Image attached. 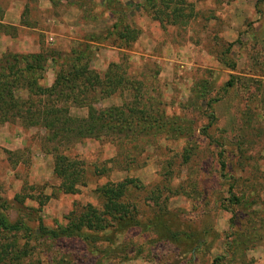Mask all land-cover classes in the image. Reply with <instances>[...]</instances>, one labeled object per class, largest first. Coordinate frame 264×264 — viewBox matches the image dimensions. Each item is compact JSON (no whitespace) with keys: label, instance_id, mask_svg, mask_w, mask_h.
<instances>
[{"label":"rangeland","instance_id":"374dc122","mask_svg":"<svg viewBox=\"0 0 264 264\" xmlns=\"http://www.w3.org/2000/svg\"><path fill=\"white\" fill-rule=\"evenodd\" d=\"M15 5L37 30L0 22V42L33 32L40 47L0 54L9 264H264V0H0V17ZM56 81L62 93L44 91ZM84 98L119 107L120 131L62 143L14 115L57 99L87 117ZM59 152L85 169L77 192L61 187ZM89 205L103 230L79 221Z\"/></svg>","mask_w":264,"mask_h":264},{"label":"trees","instance_id":"16d2710c","mask_svg":"<svg viewBox=\"0 0 264 264\" xmlns=\"http://www.w3.org/2000/svg\"><path fill=\"white\" fill-rule=\"evenodd\" d=\"M45 58L43 54H20V55H14L6 58V64L1 66L2 70H5L6 67H8L9 71L13 68V64L15 62H18L20 59H34L36 61H39L41 59ZM4 63V62H3ZM34 64L27 63L26 68L32 69L34 68ZM4 75V74H2ZM75 85V84H74ZM60 86L59 81H56V83L49 89L44 90L45 92L49 94H53L54 92L58 91V87ZM56 90V91H54ZM59 93H62V88H59ZM101 90L99 91V93ZM57 100V99H56ZM52 100L51 103L44 102V104L41 106V108H38L34 111L27 110V115H24L21 107H19L14 115L17 116V119L20 120V123L24 126H30V125H39L42 124L44 127L49 129V131L52 132V136L55 138L60 136V141L62 143H71L73 140H83L86 137H100L101 134L105 131L107 133L112 131H120L121 129V122L118 118V111L120 110L119 107H113L111 109L102 110L99 108H94L91 106V104H88L84 101L82 102L85 106L87 105L89 107L88 115L87 117L77 118L72 115H70V108L67 104L59 105L57 104V101ZM109 110V111H108ZM114 112L115 114H108ZM36 113L41 114L45 116L43 119L44 121H38L35 120L32 116ZM123 113V112H122ZM52 116V117H49ZM33 118V119H32ZM1 121V120H0ZM220 158V168L223 171L222 175H224V170L226 169V162L223 160V153H219ZM54 171L55 173L62 179L61 181V187L65 192H77L79 189V184L82 183L83 178L85 177V169L83 168L81 162L77 159L71 158L67 154L63 153H55L54 155ZM125 182H121L118 185H123ZM112 191L119 190V187L111 188ZM235 200H238L236 196ZM105 215V214H103ZM111 216L115 217L116 220L124 219L126 218L125 214H118L117 212L112 213ZM8 220L6 218L0 219V227H2L4 230L8 232V230H16L18 229V226L15 224H9L7 222ZM79 221L81 223H84V229H88L90 231H101L105 227L103 226L105 219L100 218L99 211L97 208L93 205H89L87 208V212L84 213L80 218ZM85 221V222H84ZM117 222V221H116ZM115 224V223H114ZM83 229V228H82ZM75 231V228L73 227L70 229L69 227L62 228L59 232L56 230H47L43 229V234H48L49 237H59L61 234L66 233V235H72V233ZM81 232V231H80ZM79 232V233H80ZM78 235H83V233H80ZM85 238H88L89 235L85 234ZM1 241V239H0ZM19 251V250H18ZM16 250V252H18ZM8 256V249L6 246L0 247V263H6L9 264V261H7ZM217 260L219 258L215 259V263H217Z\"/></svg>","mask_w":264,"mask_h":264},{"label":"crops","instance_id":"0c3cea01","mask_svg":"<svg viewBox=\"0 0 264 264\" xmlns=\"http://www.w3.org/2000/svg\"><path fill=\"white\" fill-rule=\"evenodd\" d=\"M23 10V5H15L9 9H7L3 16L0 17V22L3 24L15 26V27H22L24 29H28L31 31L37 30L33 25H27L21 23V14ZM5 34L4 32H1L0 35L3 36ZM3 41L0 42V54L9 51H39L40 45L37 44H31L34 43L32 38L35 34L32 32L30 36H25L20 39H13L8 33L4 35ZM36 37V36H35ZM34 37V38H35Z\"/></svg>","mask_w":264,"mask_h":264},{"label":"built area","instance_id":"2783aa9c","mask_svg":"<svg viewBox=\"0 0 264 264\" xmlns=\"http://www.w3.org/2000/svg\"><path fill=\"white\" fill-rule=\"evenodd\" d=\"M52 40V38H50Z\"/></svg>","mask_w":264,"mask_h":264}]
</instances>
